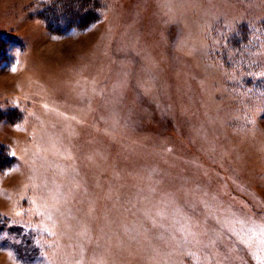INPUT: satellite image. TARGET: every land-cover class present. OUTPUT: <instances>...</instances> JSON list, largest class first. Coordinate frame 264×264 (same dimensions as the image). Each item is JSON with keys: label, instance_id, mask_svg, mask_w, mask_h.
<instances>
[{"label": "rangeland", "instance_id": "rangeland-1", "mask_svg": "<svg viewBox=\"0 0 264 264\" xmlns=\"http://www.w3.org/2000/svg\"><path fill=\"white\" fill-rule=\"evenodd\" d=\"M0 264H264V0H0Z\"/></svg>", "mask_w": 264, "mask_h": 264}]
</instances>
